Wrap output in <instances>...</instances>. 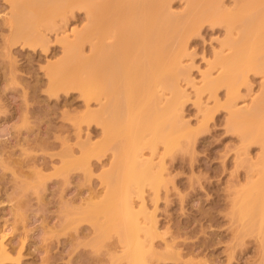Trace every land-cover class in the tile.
<instances>
[{
    "label": "rangeland",
    "instance_id": "rangeland-1",
    "mask_svg": "<svg viewBox=\"0 0 264 264\" xmlns=\"http://www.w3.org/2000/svg\"><path fill=\"white\" fill-rule=\"evenodd\" d=\"M9 4L0 0V264H133L121 199L103 204L113 146L103 145L101 124L84 121L78 127L88 112L81 91L52 94L46 73L63 55L59 39L87 23L85 11L65 24L58 16L56 24L64 27L57 32L45 20L42 45L21 40L7 49ZM221 4L229 8L233 0ZM185 7L186 0H172L169 10L178 15ZM208 24L191 35L181 57L178 114L187 128L215 106L209 92L196 95L225 36L224 28ZM89 53L86 42L80 55ZM83 75L76 72L74 78ZM262 80L255 75L250 89L242 85L237 107L250 105ZM224 93L219 91L220 103ZM226 118L219 107L194 143L181 138L165 155L162 143L144 150L148 157L154 149V171L164 170L156 184H142V191L133 184L127 199L142 228L144 245L136 256L141 264H264L262 235L251 225L246 175L260 148L245 149Z\"/></svg>",
    "mask_w": 264,
    "mask_h": 264
},
{
    "label": "bare ground",
    "instance_id": "bare-ground-1",
    "mask_svg": "<svg viewBox=\"0 0 264 264\" xmlns=\"http://www.w3.org/2000/svg\"><path fill=\"white\" fill-rule=\"evenodd\" d=\"M171 2L10 0L7 28H3L8 31V36L4 33V48L10 49L21 40L35 48L44 43L40 32L43 23L51 22L48 29L57 32L85 11L87 23L73 28L72 36L66 34L59 39L63 55L47 65L46 73L52 94L75 88L81 91L88 112L78 127L84 121L101 124L103 145L113 146L110 169L103 179V204L121 199L120 213L129 228L126 245L135 254L133 264H141L136 256L144 241L136 211L127 199L133 184L142 191V184H156L164 170L160 166L155 172V150L148 157L144 150L162 143L165 155L180 144L181 138L194 143L219 107L227 111L228 130L239 134L244 148L253 144L260 148L246 175L251 225L264 241V0H233L229 8L221 4L222 0H186L185 9L178 15L169 10ZM58 16L64 24H56ZM205 23L221 26L225 33L196 92L197 98L209 92L215 106L202 111V120L195 128H187L178 114L183 105L177 89L179 76L184 74L181 57L191 35ZM86 42L90 53L82 57L80 50ZM76 72L83 77L74 78ZM255 75L263 78L259 94L250 105L237 107L242 85L250 89V78ZM221 89L225 92L222 103L217 97ZM166 92L170 96L164 97ZM94 102L98 109H90ZM99 164L104 167L107 163Z\"/></svg>",
    "mask_w": 264,
    "mask_h": 264
}]
</instances>
